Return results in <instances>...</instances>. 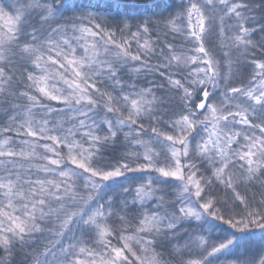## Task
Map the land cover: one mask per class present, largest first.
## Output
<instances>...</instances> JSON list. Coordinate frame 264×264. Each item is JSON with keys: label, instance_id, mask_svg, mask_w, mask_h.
I'll return each mask as SVG.
<instances>
[{"label": "snow or ice", "instance_id": "1", "mask_svg": "<svg viewBox=\"0 0 264 264\" xmlns=\"http://www.w3.org/2000/svg\"><path fill=\"white\" fill-rule=\"evenodd\" d=\"M0 264H264V0H0Z\"/></svg>", "mask_w": 264, "mask_h": 264}, {"label": "rangeland", "instance_id": "2", "mask_svg": "<svg viewBox=\"0 0 264 264\" xmlns=\"http://www.w3.org/2000/svg\"><path fill=\"white\" fill-rule=\"evenodd\" d=\"M256 240H257V243H258L259 242V235L258 234H257Z\"/></svg>", "mask_w": 264, "mask_h": 264}]
</instances>
